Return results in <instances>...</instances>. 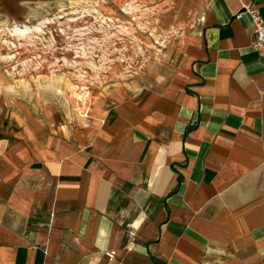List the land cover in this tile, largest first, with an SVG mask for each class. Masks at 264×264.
<instances>
[{"label": "crops", "instance_id": "1", "mask_svg": "<svg viewBox=\"0 0 264 264\" xmlns=\"http://www.w3.org/2000/svg\"><path fill=\"white\" fill-rule=\"evenodd\" d=\"M210 0L167 73L76 133L0 106V264H264V55Z\"/></svg>", "mask_w": 264, "mask_h": 264}, {"label": "rangeland", "instance_id": "2", "mask_svg": "<svg viewBox=\"0 0 264 264\" xmlns=\"http://www.w3.org/2000/svg\"><path fill=\"white\" fill-rule=\"evenodd\" d=\"M210 0H0V106L66 132L157 83Z\"/></svg>", "mask_w": 264, "mask_h": 264}, {"label": "built area", "instance_id": "3", "mask_svg": "<svg viewBox=\"0 0 264 264\" xmlns=\"http://www.w3.org/2000/svg\"><path fill=\"white\" fill-rule=\"evenodd\" d=\"M244 13L248 14L254 27V39L252 46L264 55V17L256 8L246 6L237 11L234 18L240 19Z\"/></svg>", "mask_w": 264, "mask_h": 264}]
</instances>
